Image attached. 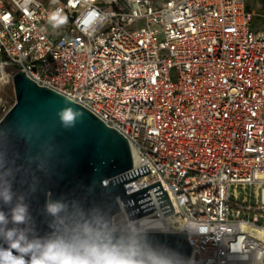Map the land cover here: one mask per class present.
Masks as SVG:
<instances>
[{
  "label": "built area",
  "instance_id": "2783aa9c",
  "mask_svg": "<svg viewBox=\"0 0 264 264\" xmlns=\"http://www.w3.org/2000/svg\"><path fill=\"white\" fill-rule=\"evenodd\" d=\"M255 18L248 0H31L26 9L0 0V68L24 71L128 140L134 167L104 185L147 165L127 193L160 181L175 212L165 216L150 188L157 210L136 221L188 234L189 264H264V20ZM118 203L113 220L127 221Z\"/></svg>",
  "mask_w": 264,
  "mask_h": 264
},
{
  "label": "water",
  "instance_id": "95a60500",
  "mask_svg": "<svg viewBox=\"0 0 264 264\" xmlns=\"http://www.w3.org/2000/svg\"><path fill=\"white\" fill-rule=\"evenodd\" d=\"M13 82L17 99L0 121V150H6L9 166L16 169L13 191L25 197L39 236L51 231L45 213L49 193L53 200L79 202L85 209L99 205L112 219L121 211L120 197L129 218L136 220L157 210L148 191L153 188L164 215L175 212L160 181L127 193L124 183L150 173L147 165L104 185V180L134 167L131 146L116 129L72 99L38 85L24 71L16 73ZM62 109L79 115L74 127L62 126L58 116ZM0 210L7 213L9 208L0 204ZM187 235L152 232L151 238L180 253L189 264L193 249Z\"/></svg>",
  "mask_w": 264,
  "mask_h": 264
},
{
  "label": "clouds",
  "instance_id": "9594fccd",
  "mask_svg": "<svg viewBox=\"0 0 264 264\" xmlns=\"http://www.w3.org/2000/svg\"><path fill=\"white\" fill-rule=\"evenodd\" d=\"M30 2L17 0L21 9ZM60 15V10L50 14L53 27ZM66 111L58 116L67 129L80 117ZM15 173L6 150H0V204L9 208L7 213L0 210V264H187L180 253L153 241L154 230L140 221L117 223L99 205L85 209L79 202L53 200L50 193L45 213L51 231L39 236L25 197L13 191Z\"/></svg>",
  "mask_w": 264,
  "mask_h": 264
},
{
  "label": "rangeland",
  "instance_id": "374dc122",
  "mask_svg": "<svg viewBox=\"0 0 264 264\" xmlns=\"http://www.w3.org/2000/svg\"><path fill=\"white\" fill-rule=\"evenodd\" d=\"M249 6L256 11L255 22L264 20V0H248ZM255 22L253 26H255ZM8 77L4 79L0 76V119L4 118L6 114L16 103V91L13 82L15 69L8 68L5 70ZM5 80V81H4Z\"/></svg>",
  "mask_w": 264,
  "mask_h": 264
},
{
  "label": "bare ground",
  "instance_id": "6f19581e",
  "mask_svg": "<svg viewBox=\"0 0 264 264\" xmlns=\"http://www.w3.org/2000/svg\"><path fill=\"white\" fill-rule=\"evenodd\" d=\"M0 76H2L4 79H6V77H8V74H7V72L4 69L0 68ZM142 222L145 223V224H152L153 227H158L162 223L161 221H151V220H149L147 218L143 219Z\"/></svg>",
  "mask_w": 264,
  "mask_h": 264
},
{
  "label": "snow or ice",
  "instance_id": "6c2138e0",
  "mask_svg": "<svg viewBox=\"0 0 264 264\" xmlns=\"http://www.w3.org/2000/svg\"><path fill=\"white\" fill-rule=\"evenodd\" d=\"M5 19H7V17H5Z\"/></svg>",
  "mask_w": 264,
  "mask_h": 264
}]
</instances>
